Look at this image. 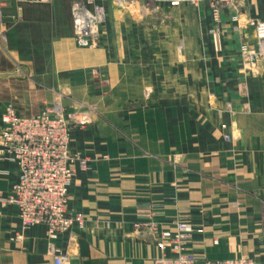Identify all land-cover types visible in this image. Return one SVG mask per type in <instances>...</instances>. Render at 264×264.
Listing matches in <instances>:
<instances>
[{
	"label": "crops",
	"instance_id": "1",
	"mask_svg": "<svg viewBox=\"0 0 264 264\" xmlns=\"http://www.w3.org/2000/svg\"><path fill=\"white\" fill-rule=\"evenodd\" d=\"M96 2L105 20L86 47L74 0H0V121L7 105L28 116L56 101L91 120L69 141L67 208L81 223L54 238L34 226L16 242V209L0 202V264H52L50 245L70 264H152L175 255L163 235L180 221L191 229L181 251L264 264V59L241 60L264 0L223 10L217 31L202 4L166 5L158 22ZM16 175L0 161V196Z\"/></svg>",
	"mask_w": 264,
	"mask_h": 264
},
{
	"label": "built area",
	"instance_id": "2",
	"mask_svg": "<svg viewBox=\"0 0 264 264\" xmlns=\"http://www.w3.org/2000/svg\"><path fill=\"white\" fill-rule=\"evenodd\" d=\"M31 1V0H18ZM239 0H172L176 5L186 2L194 6L208 4L213 16L219 17L225 9L236 6ZM123 8L139 6L140 16L155 10L149 0H113ZM141 5V6H140ZM219 19V18H218ZM105 20V9L96 0H74L72 10L73 32L81 46H97L100 27ZM254 27L257 44L243 46L241 60L248 66L264 59V25L247 21ZM6 42L3 15L0 11V45ZM89 123L86 114L67 109L59 102L43 103L38 113L21 115L12 105H7L0 121V161H7L17 168L16 179L8 195L0 196L2 205L16 209L19 219L13 239L21 241L32 227L43 225L49 237L67 233L80 218L72 216L67 209L69 186L74 176L73 158L69 153L71 130ZM81 167L86 161L80 160ZM190 227L184 222L176 223L174 233H166L163 238L175 245V255H162L152 264H255L248 256L224 260H200L192 253L180 250L182 243L190 235ZM164 249V244L159 243ZM52 264H70L66 253L50 245Z\"/></svg>",
	"mask_w": 264,
	"mask_h": 264
},
{
	"label": "rangeland",
	"instance_id": "3",
	"mask_svg": "<svg viewBox=\"0 0 264 264\" xmlns=\"http://www.w3.org/2000/svg\"><path fill=\"white\" fill-rule=\"evenodd\" d=\"M150 1V3H151V5H153V7H155V10L154 11H152L151 13H149V14H147V16H153L154 18H158L156 21H158V22H160L159 20H161V21H166L167 20V14L165 13L166 12V9L164 8V9H162L163 7H166V5L167 6H169V7H176V6H179L180 5V3H178V4H176V5H173L171 2H172V0H149ZM114 4V7L116 8V9H118V10H120V11H126V12H132L133 14H134V16L136 17V18H138V13H140V11L138 10L139 9V6H136V7H129V8H123V7H121V6H118V5H116L115 3H113ZM203 6H205L206 7V10L208 11V13H209V18H210V22L212 23V25H213V28L215 27V31H217V24H218V22H219V19H220V15H219V17L217 16L216 18L213 16V14H212V11H211V9H210V7L208 6V4H205V3H203L202 4ZM141 6V5H140ZM192 6H194V5H192ZM198 6H200V5H198ZM194 7H197V6H194ZM137 11V12H136ZM221 14V13H220ZM219 18V19H218ZM71 110H73V109H71ZM74 111L75 112H78V113H83V114H86V115H88V117H90V113L88 112V111H79L78 109H74ZM91 122V120H90V118H89V123ZM88 123V124H89ZM69 153H70V151H69ZM70 155L72 156V158H73V161H75V159H76V157H74L71 153H70ZM77 160V159H76ZM72 161V162H73ZM72 168H73V166H72ZM73 170H74V168H73ZM68 193H69V191H68ZM67 203H68V201H67ZM68 209V208H67ZM59 235V234H58ZM20 242V241H19Z\"/></svg>",
	"mask_w": 264,
	"mask_h": 264
}]
</instances>
